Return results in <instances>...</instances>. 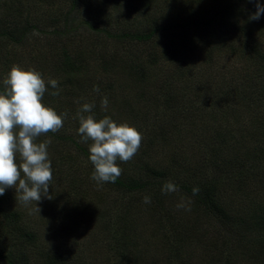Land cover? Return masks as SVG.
<instances>
[{"label":"trees","instance_id":"16d2710c","mask_svg":"<svg viewBox=\"0 0 264 264\" xmlns=\"http://www.w3.org/2000/svg\"><path fill=\"white\" fill-rule=\"evenodd\" d=\"M157 1L62 0L63 11L57 13L56 10L57 16L49 19L51 23L49 28H53L50 31L37 24L38 20L34 14V8L37 9L44 3L50 4L48 1L0 0V91L4 90V77L14 65L20 63L14 58L9 60L7 53L14 56L15 48L19 47L35 50L42 42L46 45L54 42L56 46L53 48L58 53L55 61L57 66L55 72L51 74L53 77L46 78L47 91L42 103L53 108L57 114L65 112L68 116L73 114L76 122L79 119L77 113L85 102L94 104L90 114L96 119L108 116L110 112L106 113L101 108V100L106 96L109 104L113 106L115 101L113 92L117 89L124 90L122 84L115 85L110 80H107V83H93L88 79L92 76L89 70L91 67L93 71L101 69L105 75L112 72L113 80L117 81L121 77L127 82L124 83L126 88L127 85L132 87L152 80L149 67L158 65V68L162 63L178 64L181 62V54L183 56L188 49L190 51L202 43L206 44V49H202L201 52L207 54L208 60L229 53L232 57L239 56L256 65L264 62L262 34L264 13L259 20L249 19L257 11L256 5L259 1L161 0L163 5L157 7L158 13L155 14L152 10L140 12V7L155 8ZM260 1L264 4V0ZM174 3H178L180 7L177 12L173 10L176 7ZM123 5L126 8L132 7L134 13L121 14L117 8ZM239 17L247 22L252 21L251 26L255 25L256 28L260 26V32H254V27L240 26ZM56 23L62 24L55 27ZM162 35L168 37L163 44H158L156 39ZM39 36H42L41 40ZM9 46L11 49L7 48ZM90 60L94 62L91 67L87 66ZM42 69L45 70L47 67L43 66ZM190 70L187 63L181 62L175 70L167 74L166 78L161 79L159 83L155 81L156 95L163 99L166 118L169 116L187 122L200 118L203 113L210 114L212 104H216L215 114L228 117L234 113V116L241 118V114L236 113L237 106L245 113L243 118L249 123L242 122L237 129H229L225 137H222L219 130L202 142H196L193 138L195 144L186 143L189 146L186 148L191 147L192 152L188 153L189 155H179L175 159L179 164L178 168H172L173 171L168 172V168L162 169L161 166L150 164V153L153 148L166 145L164 131L168 125L162 124L164 120L159 110L155 111L154 115H148L147 118L153 119L152 127L157 126L156 129L145 138L143 136L141 147L131 161L127 163L117 161L123 171L116 182L104 183L124 195L120 206L114 209L118 222L114 227L116 232L114 240L107 247L111 252L108 256L111 259L107 264H124V254L127 246L131 244L128 242L131 235L133 234L134 238L142 236L143 228L150 223L146 219L138 229L132 231L131 226L134 223L136 227L138 226L136 223L139 217L134 215V203L139 197L146 195L153 202L152 208L159 210L165 199L161 189L168 181L178 186V192L182 196L190 198L201 219L209 218L210 223L215 224L213 230L209 231V234L211 232L215 234L212 236L203 234V241L214 240L215 246L220 244L217 251L222 252L224 257L217 264L220 262L235 264L232 261H241L247 256L254 259V262L264 264V104L257 99L255 102L248 93L245 83L238 80L235 82H239L240 85L231 82L220 87L217 94L211 97V101L203 99L195 103L188 97L180 95V87L185 86L180 84L179 79ZM190 74L194 73L191 71ZM263 74L264 71L257 75L258 78H262ZM249 78L251 76L246 80L252 83ZM52 79L58 82V89H53L47 83ZM94 86L99 87V92L93 90ZM57 90L59 95H51ZM227 93L230 98L224 99V94ZM263 95L264 88L261 92V96ZM200 105L205 107L200 109ZM186 124H190L189 127L193 126L190 122ZM141 126L147 127L148 123H142ZM192 129L196 131V127ZM234 131L237 132L233 134ZM69 132L71 131L63 127L56 133L50 132L41 137L51 139L54 143L52 146L60 148L61 156L55 164L65 162V166L70 169L65 172V180L71 185V195H65V202L60 199L59 206L55 208L61 210L65 228L86 213L87 210L79 215L80 206L84 204L86 194L88 195L83 185L91 179L94 172V166L88 159L90 145H85L80 137H75ZM241 149L244 151H240ZM191 159H196L198 163L191 164ZM181 164L187 168L183 170V173L188 175L186 177L181 175L180 170L184 168ZM210 171L211 175H208ZM58 178L60 181V172ZM233 179L237 182L232 187L241 193L236 196L240 197V203H245L243 205L249 209V213L235 215L221 199L222 191L226 184H229L226 182ZM82 186L85 192L82 191ZM257 186L260 188L256 195L260 193L263 201L245 202L251 200V193L255 194L252 188ZM194 187L199 188L197 195H193ZM5 199L4 195L0 196V264H26L22 259L13 256L16 244L19 242L22 248L34 246L40 236L34 228L23 225V214L19 211L2 209ZM172 205L178 211L177 204ZM172 219V215L165 221L156 219L158 224L162 221L167 230H162L151 223L154 227L150 234H144L146 239L162 241L161 248L165 250V258L170 259L172 264H182L185 258L183 245L178 246L180 241L176 237L178 231L175 233L178 226H175ZM196 220L194 224L198 222V219ZM187 240L189 243L193 242L191 235L187 236Z\"/></svg>","mask_w":264,"mask_h":264},{"label":"rangeland","instance_id":"374dc122","mask_svg":"<svg viewBox=\"0 0 264 264\" xmlns=\"http://www.w3.org/2000/svg\"><path fill=\"white\" fill-rule=\"evenodd\" d=\"M48 3L53 4H42L41 6L34 8V14L37 17V24H40L41 27H46L48 30L51 23L49 19L57 16L58 11H63V5H61L62 0H45ZM254 1V0H253ZM261 6L264 4L260 0ZM156 7L153 9L150 7H140V12H147L152 10L155 14L158 13V6L163 5V1L158 0ZM176 6L173 8L174 12H177L180 7L178 3H174ZM135 6V4H134ZM1 8V6H0ZM123 13H134L132 7L126 8L125 5L117 8ZM57 10V13H56ZM137 12V13H140ZM240 26H246L251 28L255 25H252V21H246L242 17H239ZM54 24V23H53ZM62 24V23H61ZM60 23H56L55 27L61 26ZM260 27V26H259ZM259 27H254V32H260ZM261 28V27H260ZM246 30V29H245ZM261 30V29H260ZM262 31V30H261ZM264 34V31H262ZM36 35V34H35ZM168 36H160L156 39L158 44H163L166 41L165 38ZM230 37V36H228ZM42 36H39L41 40ZM48 40V39H47ZM55 43H49L48 45L41 43V46L35 50H30L29 48H15V55L11 56L7 53L9 60L12 58L19 60L20 68L24 70L35 69L36 71L42 74L43 79L46 82L47 77H53L51 74L55 72L57 63H55L57 50L54 49ZM11 49V46L7 47ZM199 48V49H198ZM202 49H206V44H198L196 47L187 50L184 55L180 57L182 63H187L189 68L194 74L186 73L182 78L179 79L180 84L185 87H180V95L186 96L195 103L199 101H211V97L217 94L220 87H223L225 84L235 82L245 83L248 93L251 94L253 100L256 102L260 100V103L264 104V95L261 96L262 89L264 88V74L263 77L258 78L257 75L264 71L263 64H253L251 61L228 54H220L214 59H207V54L205 55L201 52ZM208 61V62H207ZM178 62V64H181ZM55 63V64H54ZM94 62L90 60L88 62L89 67L93 66ZM168 65V63H162L161 66L157 68L149 67L151 72V79L143 84L134 85L129 87L126 80H123L119 77L116 80H113L112 72L105 73L97 68V71H93V67L89 70L91 81L93 83H107V80H110L111 83L117 85L122 84L123 91L115 90L114 97L115 101L113 106L108 104L107 111H105L108 117H110L117 124L127 123L129 126L136 128L144 138L147 134H151L157 126L152 127L153 119L147 118L148 115H154L155 111L161 112L164 122L162 124L168 125L165 127L164 131V147H154L153 151L150 153V164L161 166V168H168V172H172V168H178L179 164L175 159L179 155L190 154L192 149H187L189 147L187 142H202L205 141L211 134L215 131H221L222 137L227 136V131L229 129H237L240 126V123H249L248 120H245V113L241 111L236 106V113L241 114V118H237L232 113L228 117H223L222 114H215L214 111L217 107L216 104H212L210 114L203 113L200 118L191 119L190 121H181L178 118H170L165 116L167 112L164 110L163 99L156 95V83H159L161 79L166 78L168 73L172 70H175L177 65ZM33 65V66H32ZM46 66L47 69L43 70L42 67ZM251 76L247 81L246 78ZM7 75L4 77L6 79ZM235 82V83H239ZM162 84V83H161ZM240 85V83H239ZM242 86V89H245V86ZM188 88V89H187ZM94 95V93H92ZM97 98L98 95H95ZM229 94H224V99H229ZM95 99V98H94ZM110 102V101H109ZM86 103V102H85ZM221 104V103H220ZM219 104V105H220ZM200 109L205 107L204 105L199 106ZM129 110V113H128ZM105 114V113H103ZM160 115V116H161ZM216 115V116H214ZM73 114L67 116L64 120L63 127L67 128L69 133H73L75 137L81 136L78 134L79 128V119L78 122L73 118ZM236 117V118H235ZM99 120V119H97ZM193 123V126L189 127ZM142 123H148L147 127L141 126ZM157 124V123H156ZM205 124V125H204ZM204 125V126H203ZM62 127V128H63ZM196 127V131L192 128ZM141 129V130H139ZM237 131H234L236 133ZM40 136L38 138V143L43 142L44 140ZM195 138V141L193 140ZM248 139V138H247ZM85 145H90L92 142L87 141L83 142ZM54 143L51 141V144L48 146L49 158L51 160V167L53 171V182L50 184L49 195L52 196V199L49 200L45 197H42L41 202L37 204V207L41 209L40 213L32 211L35 206L33 204L25 207L19 203L16 199V191L13 188L6 189L4 196V205L2 209L4 211H19L23 214L22 223L27 227L34 228L37 230V233L40 236L38 243L34 246L24 247L17 242L16 247L13 252V256L17 259H22L23 263L26 264H51L56 262L57 264H107L109 254L107 247L114 240L116 234L114 227L118 222V217L114 212V209L120 206V203L124 199V195L112 190L110 187H107L105 184L98 186L96 181L89 179L83 185L87 189L85 196L84 204L80 206L81 215L77 220H74L73 224L65 228V221L62 223V212L60 209H55L60 204V199L65 202V195H71V185L65 180V172H68L70 169L65 166V162L56 163L55 162L60 158L61 152L59 147L52 146ZM250 146H253L250 144ZM240 151H244L241 149ZM233 152V151H232ZM188 154V155H189ZM55 160V161H54ZM54 161V163H52ZM19 163V158L17 159ZM68 162V161H67ZM191 164H196V159H191ZM182 168L181 175L186 177L183 170L185 166L181 164ZM84 168V165L81 166ZM60 172L61 180L59 181L58 174ZM209 172L208 175L210 174ZM207 178V176H206ZM205 178V179H206ZM237 181L230 180L229 184H226V188L221 193V199L226 203L231 212L235 215H243L244 213H249V209L245 207L243 203H240V197L236 194H241L237 192V189L233 188L232 185ZM259 182V181H257ZM261 182V181H260ZM78 186V184H77ZM82 186V191L85 192V188ZM260 186L252 188L255 191V194L251 193V200H247V203H257L259 200L263 201L260 193L257 196L256 191ZM139 197L138 200L134 203V215L139 216L137 219V227L135 223L131 226L132 231L138 229L145 221L148 219L150 223L143 228V231L146 235H149L154 224L162 230H167L165 224L160 221L156 222V219H169L171 215L173 216L175 226H178L176 237L180 239L178 241V246L183 245L184 250V259L182 264H217L219 260H222L224 255L222 252L217 251L220 249V244L214 245L215 241L211 240L209 242L203 241V234H209L210 230H213L215 224L210 223L209 218L201 219L197 213L195 206L192 204V201L187 196H182L181 193H169L165 194L164 202L159 210H154L151 203H143V198ZM236 196V197H235ZM68 197V196H67ZM149 197V196H148ZM120 198V199H118ZM115 199V201H114ZM183 201L185 207L176 208L172 204H180ZM239 203V204H236ZM190 209V210H188ZM133 211V210H132ZM154 219V220H153ZM198 219V222L194 224V221ZM197 221V220H196ZM170 232V231H169ZM138 238H134L133 234L128 240L131 244L127 246L124 254L125 262L124 264H172L171 260L165 258V250L161 248L163 244L160 240L146 239L145 234ZM215 232H211L209 236H212ZM191 235L193 242L189 243L187 236ZM186 245H190L185 246ZM7 245V243L5 244ZM208 247H207V246ZM241 258V257H240ZM250 259L249 256L245 257L243 260H238L232 263L235 264H260ZM223 264V262H220Z\"/></svg>","mask_w":264,"mask_h":264},{"label":"clouds","instance_id":"9594fccd","mask_svg":"<svg viewBox=\"0 0 264 264\" xmlns=\"http://www.w3.org/2000/svg\"><path fill=\"white\" fill-rule=\"evenodd\" d=\"M256 8L250 20H259L264 13V6L257 3ZM47 83L58 89L56 80ZM3 84L4 90L0 91V196L5 194L6 189L13 188L21 205L27 207L35 202L32 211L40 213L37 204L42 197L52 199L49 188L53 171L48 153L51 139L37 141L42 135L58 132L68 113L57 114L53 108L42 103L47 91L46 82L35 69L24 70L14 65ZM93 90L99 92V87L94 86ZM51 95H59V90ZM108 104V98L103 97L101 108L107 111ZM93 108L94 104L85 103L77 113L78 134L81 142H92L88 157L94 166L91 179L102 186L107 182L115 183L122 175L123 170L117 161H131L141 147L143 136L136 128L127 123L117 124L108 116L97 120L90 114ZM161 191L162 194H169L178 192L179 188L168 181ZM198 193L199 188L194 187L193 195ZM143 203H151V198L145 196ZM177 207L184 208L183 201Z\"/></svg>","mask_w":264,"mask_h":264}]
</instances>
